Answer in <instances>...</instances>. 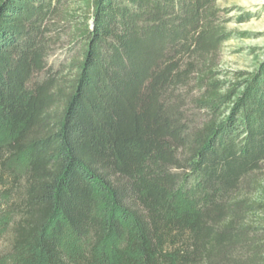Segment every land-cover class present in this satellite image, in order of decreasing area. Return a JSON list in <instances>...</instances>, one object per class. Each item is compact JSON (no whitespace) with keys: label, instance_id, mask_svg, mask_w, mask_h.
Masks as SVG:
<instances>
[{"label":"trees","instance_id":"obj_1","mask_svg":"<svg viewBox=\"0 0 264 264\" xmlns=\"http://www.w3.org/2000/svg\"><path fill=\"white\" fill-rule=\"evenodd\" d=\"M218 1L0 0L8 264H258L264 60L226 79ZM60 22L76 52L48 72Z\"/></svg>","mask_w":264,"mask_h":264},{"label":"rangeland","instance_id":"obj_2","mask_svg":"<svg viewBox=\"0 0 264 264\" xmlns=\"http://www.w3.org/2000/svg\"><path fill=\"white\" fill-rule=\"evenodd\" d=\"M218 5L234 10L230 15L232 20L227 26L233 34L230 40L223 45L219 61V68L226 74V79L230 81L234 79L233 75L254 71L264 60V0H219ZM70 8L73 14H77V11L80 10L77 2H74ZM247 15H249L247 21L243 23L235 21L238 16ZM57 27L59 28V37L46 61L48 72H54V70L67 66L76 52L75 47H69L68 24L60 22ZM64 31L65 33H63ZM44 77L45 74L39 75L37 80H42ZM8 141V133L6 129L2 128L0 144L5 145ZM9 167L16 174L23 173L26 167L25 155L22 154L11 159ZM257 179L258 189L252 192L250 197L264 204V167ZM7 202L8 200L5 203L3 201L0 203V264L9 263L11 226L14 222V216ZM257 217L264 221V209ZM63 249L69 254H76L81 250V246L73 237L68 236L64 241ZM258 264H264V248Z\"/></svg>","mask_w":264,"mask_h":264}]
</instances>
